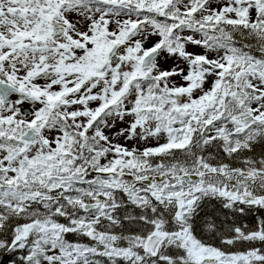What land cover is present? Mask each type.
I'll return each instance as SVG.
<instances>
[{
    "label": "snow or ice",
    "instance_id": "obj_1",
    "mask_svg": "<svg viewBox=\"0 0 264 264\" xmlns=\"http://www.w3.org/2000/svg\"><path fill=\"white\" fill-rule=\"evenodd\" d=\"M0 264H264V0H0Z\"/></svg>",
    "mask_w": 264,
    "mask_h": 264
}]
</instances>
